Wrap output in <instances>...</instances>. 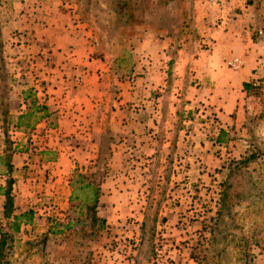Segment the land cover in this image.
I'll use <instances>...</instances> for the list:
<instances>
[{
  "label": "rangeland",
  "instance_id": "374dc122",
  "mask_svg": "<svg viewBox=\"0 0 264 264\" xmlns=\"http://www.w3.org/2000/svg\"><path fill=\"white\" fill-rule=\"evenodd\" d=\"M1 113L2 264H264V0H0Z\"/></svg>",
  "mask_w": 264,
  "mask_h": 264
},
{
  "label": "crops",
  "instance_id": "0c3cea01",
  "mask_svg": "<svg viewBox=\"0 0 264 264\" xmlns=\"http://www.w3.org/2000/svg\"><path fill=\"white\" fill-rule=\"evenodd\" d=\"M7 114V113H6ZM12 113H10L11 115ZM23 114V112L21 113ZM2 116V113L0 114ZM3 122H0L2 125ZM13 159H16L15 155L12 157L9 154H4L0 152V162H2L0 166V223L4 220L2 219L5 216V204L7 200V196L10 195L11 197L14 196L15 190V183L14 180L16 179L15 175L13 174L12 165H14ZM4 219L8 220L6 217ZM3 224H0V229L3 227Z\"/></svg>",
  "mask_w": 264,
  "mask_h": 264
},
{
  "label": "trees",
  "instance_id": "16d2710c",
  "mask_svg": "<svg viewBox=\"0 0 264 264\" xmlns=\"http://www.w3.org/2000/svg\"><path fill=\"white\" fill-rule=\"evenodd\" d=\"M254 0H248L249 4H252ZM246 89L248 90L249 86L248 84H246ZM5 217L8 220L14 219L15 223L13 224L12 228L15 229L16 231L19 230V224L21 219L23 218H30L33 216V213L31 211L26 212L22 215H14V202H13V198L8 195L7 196V200H6V204H5ZM0 235H1V242H0V254H2V252L5 250L7 244H8V240L11 239V236L8 233H4L2 232V230L0 231ZM0 264L1 261H0Z\"/></svg>",
  "mask_w": 264,
  "mask_h": 264
}]
</instances>
